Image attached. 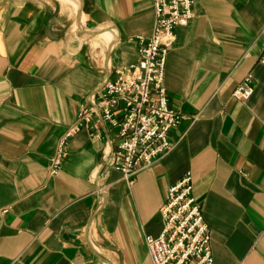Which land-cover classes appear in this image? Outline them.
Instances as JSON below:
<instances>
[{"label": "crops", "instance_id": "crops-1", "mask_svg": "<svg viewBox=\"0 0 264 264\" xmlns=\"http://www.w3.org/2000/svg\"><path fill=\"white\" fill-rule=\"evenodd\" d=\"M165 66L169 152L128 184L102 140L58 145L113 70L138 60L152 0H0V264H151L167 189L189 175L214 264H264V0H193ZM248 76L254 92L233 97ZM94 132V130H92Z\"/></svg>", "mask_w": 264, "mask_h": 264}, {"label": "built area", "instance_id": "built-area-1", "mask_svg": "<svg viewBox=\"0 0 264 264\" xmlns=\"http://www.w3.org/2000/svg\"><path fill=\"white\" fill-rule=\"evenodd\" d=\"M152 7V34L130 40L137 47V62L114 69L113 79L105 82L98 99L81 108L58 145L50 175L60 170L64 148L77 132L91 130L92 139H103L95 131L97 124L112 134L109 144H113V149L107 157L108 166L120 173L129 185L140 168L169 152V135L178 127L181 116L169 106L164 87L165 66L176 40L175 30L187 27L193 18V0H152ZM253 92L248 76L236 87L233 97L247 101ZM160 215V235L144 239L151 264H214L210 232L201 207L192 196L188 174L167 189Z\"/></svg>", "mask_w": 264, "mask_h": 264}]
</instances>
